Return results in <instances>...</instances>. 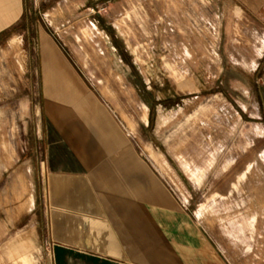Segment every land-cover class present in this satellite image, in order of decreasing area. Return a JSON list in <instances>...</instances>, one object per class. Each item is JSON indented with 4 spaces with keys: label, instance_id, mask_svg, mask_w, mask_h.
<instances>
[{
    "label": "crops",
    "instance_id": "1",
    "mask_svg": "<svg viewBox=\"0 0 264 264\" xmlns=\"http://www.w3.org/2000/svg\"><path fill=\"white\" fill-rule=\"evenodd\" d=\"M228 1L264 25V0ZM109 5L0 0V48L15 39L25 54L20 87L11 94L23 112L17 141L9 124L14 111L0 104V264L221 260L196 223L198 236L191 225H177L168 191L95 87L93 64L82 56L93 51L80 41V28L121 54L125 43L103 12ZM245 33L250 45L232 43L227 52L233 63L256 71L264 30ZM116 59L112 65L124 74L123 59Z\"/></svg>",
    "mask_w": 264,
    "mask_h": 264
},
{
    "label": "rangeland",
    "instance_id": "2",
    "mask_svg": "<svg viewBox=\"0 0 264 264\" xmlns=\"http://www.w3.org/2000/svg\"><path fill=\"white\" fill-rule=\"evenodd\" d=\"M109 1L103 12L124 52L114 56L80 28L96 89L168 191L177 225L198 236L196 223L221 258L215 264H264V58L253 71L227 52L248 47L245 32L264 25L228 0ZM22 49L15 39L0 48V104L14 111L15 141ZM119 56L124 74L112 65Z\"/></svg>",
    "mask_w": 264,
    "mask_h": 264
}]
</instances>
